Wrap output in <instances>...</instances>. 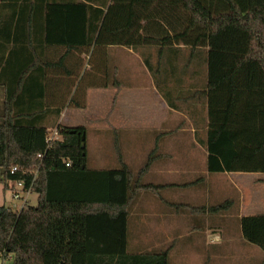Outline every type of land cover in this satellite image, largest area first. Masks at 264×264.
Segmentation results:
<instances>
[{"label":"trees","instance_id":"1","mask_svg":"<svg viewBox=\"0 0 264 264\" xmlns=\"http://www.w3.org/2000/svg\"><path fill=\"white\" fill-rule=\"evenodd\" d=\"M58 4L47 10L71 6V51L60 63L47 57L41 62L33 57L36 51L21 53L25 61H14V50L7 46L0 57V86L5 87L0 122L3 191L22 183L38 196V204L29 203L21 213L0 206V258L11 260L8 264H169V251L133 252L130 247L133 204L142 193L159 190L145 182L155 152L134 171L116 138L118 169H92L88 149L82 147L86 128L62 126L60 117L67 108L86 109L89 89L118 85L112 49H131L173 110L189 107L163 92L162 80L203 77L204 89L178 99L197 100L207 111L209 173L264 174V0ZM74 53L86 56L83 74V67L74 72L66 65ZM57 72L58 83L55 78L48 82ZM51 85L53 92L48 91ZM55 129L59 139L49 143ZM231 203L211 211L227 210ZM241 223L245 240L264 253V215L244 217Z\"/></svg>","mask_w":264,"mask_h":264},{"label":"crops","instance_id":"2","mask_svg":"<svg viewBox=\"0 0 264 264\" xmlns=\"http://www.w3.org/2000/svg\"><path fill=\"white\" fill-rule=\"evenodd\" d=\"M24 3L25 0L0 1V57L7 46L14 50V61H25L21 53L36 51L37 55L33 57L41 62L47 57L60 63L65 52L71 51V6L67 9L58 6L55 11H48L47 7L57 3L71 4V0H30V3ZM113 49H118L119 55L123 56L114 59L119 70V84L107 89H89L87 101L92 92L98 97L104 94H97V91H104L114 96L115 115L111 120L112 112L99 116L94 121L98 127L95 129H105L109 135L116 132L129 166L134 158L137 159L133 152H138L140 147L147 150L148 156L154 151L155 160L145 182L159 186L158 193L138 196L131 208V251H169V264H264V253L249 244L242 231V219L258 216L254 211L263 202L255 198L252 201V193L246 196L243 177L250 174L209 173V154L204 143L207 111L196 103L197 100L186 103L178 99L181 94L191 96L204 89L203 77L183 75L162 80L163 92H171L175 103L189 107L173 110L147 69L145 85H141L133 68L124 64L123 58L139 61L141 57L131 49ZM8 57L9 53L4 58ZM85 59L86 56L79 53L72 57L70 54L66 65L74 72L83 67V74L88 68L87 63L82 66ZM54 78L58 83V72L48 82L52 84ZM73 79L71 77V87ZM77 87L78 83L73 94ZM49 89L53 92L54 87L51 85ZM54 91L57 93L58 87ZM4 103L5 87L0 86V119L4 116ZM69 109L72 110L71 117ZM74 111L82 110L67 108L59 124L69 126L73 117L76 120L78 116ZM187 133H191L192 138H186ZM225 201H232L230 208L211 211Z\"/></svg>","mask_w":264,"mask_h":264},{"label":"rangeland","instance_id":"3","mask_svg":"<svg viewBox=\"0 0 264 264\" xmlns=\"http://www.w3.org/2000/svg\"><path fill=\"white\" fill-rule=\"evenodd\" d=\"M120 51L118 49L112 51V56L115 58H121L123 56L119 55ZM140 57V56H139ZM125 61V65L129 67V69L133 68L134 74L138 75L140 78L141 85H145V78L147 75L146 67L142 63L143 60L139 59H131V58H123ZM142 61V62H141ZM114 65L117 66V63L114 62ZM96 92H92L88 97V105L86 110L82 111H74L77 119L75 120L73 117V122L69 123L68 127H86L87 128V134L85 139V145L88 149V160H89V167L92 169H100L101 167L105 166L104 169H118V157L114 149V141L116 139L115 133L112 131L110 132V135L107 134L105 129L103 131H98L95 129L96 125H94L95 119H97L99 116L112 112L110 120L115 115V107H114V96H111L107 93H104V91H97V94H104L103 96L99 95L98 97L95 96ZM5 104V103H4ZM70 113V114H69ZM72 110L69 109L68 115L71 117ZM109 117V115H108ZM0 122H2V119H0ZM63 126V125H62ZM75 126V127H74ZM98 128V127H96ZM53 132V131H52ZM205 135V132H204ZM206 136V135H205ZM183 137V136H182ZM119 138V137H118ZM186 138H192L191 133L186 134ZM120 139V138H119ZM124 152V151H123ZM135 155L137 154V159L131 161L130 167L134 171H138L140 168L144 166L146 161L148 160L147 150L140 147L138 149V152H133ZM134 154H132V157H135ZM198 156V155H197ZM2 172L3 170L0 169V206H6L9 208V206L12 203V195L11 192H7L4 194L3 191V184L1 183L2 179ZM243 180L245 181V189H246V196L248 197L250 193H252V201L255 198L256 200L263 201L261 206H258L257 211L258 215H264V174H250L247 177H243ZM242 180V181H243ZM243 187V186H242ZM250 189V190H248ZM248 190V191H247ZM250 200V199H249ZM38 204V196L33 195L31 197L30 205L36 206ZM132 239L131 231H130V240ZM11 260H4L0 258V264H8Z\"/></svg>","mask_w":264,"mask_h":264},{"label":"built area","instance_id":"4","mask_svg":"<svg viewBox=\"0 0 264 264\" xmlns=\"http://www.w3.org/2000/svg\"><path fill=\"white\" fill-rule=\"evenodd\" d=\"M59 139V131L55 129L52 132L51 138L49 139V143L54 140ZM16 172V168L12 170V174ZM12 195V203L8 209H11L15 212L21 213L25 208H27L28 204L31 201L32 189L25 190L24 185L22 183H17L15 190L11 191ZM1 257V256H0Z\"/></svg>","mask_w":264,"mask_h":264},{"label":"water","instance_id":"5","mask_svg":"<svg viewBox=\"0 0 264 264\" xmlns=\"http://www.w3.org/2000/svg\"><path fill=\"white\" fill-rule=\"evenodd\" d=\"M72 133H73V134H76L75 131H73ZM85 139H86V134L84 133L83 136H82V141H83V145H82V147H83V148H85V144H84Z\"/></svg>","mask_w":264,"mask_h":264}]
</instances>
